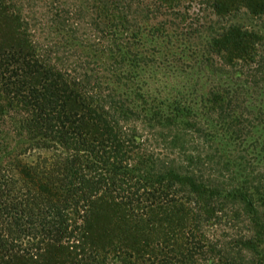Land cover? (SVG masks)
I'll use <instances>...</instances> for the list:
<instances>
[{
  "label": "trees",
  "instance_id": "16d2710c",
  "mask_svg": "<svg viewBox=\"0 0 264 264\" xmlns=\"http://www.w3.org/2000/svg\"><path fill=\"white\" fill-rule=\"evenodd\" d=\"M35 1L0 0V92L9 100H0V120L12 109L22 112L29 142L68 157L45 167L21 159L0 164V264H264V156L251 153L264 152V138L245 144L264 126V109L240 100L250 95L246 69L261 60L263 37L228 25L235 4L211 0L223 24L206 35L207 47L193 48L199 58L182 62L225 75L202 96L212 117L195 112L181 92L154 104L139 88L126 96L118 90L124 82L113 86L101 74L99 59L87 66L85 56L60 58L78 38L84 6L43 0L66 38L44 43L36 35ZM130 1L83 0L91 11L87 24L102 35L94 36L96 50L110 55L106 66L117 84L136 75L122 72L127 61L143 70L166 62L147 56L145 40L168 31L167 23H152L150 8L133 12ZM240 3L264 13V0ZM123 11L125 22L114 20ZM121 29L131 31L129 40L116 38ZM213 55L218 60L210 63ZM80 160L94 177L65 182L61 171L81 174ZM106 212L119 218L121 236L102 224Z\"/></svg>",
  "mask_w": 264,
  "mask_h": 264
},
{
  "label": "rangeland",
  "instance_id": "374dc122",
  "mask_svg": "<svg viewBox=\"0 0 264 264\" xmlns=\"http://www.w3.org/2000/svg\"><path fill=\"white\" fill-rule=\"evenodd\" d=\"M65 1H67L69 5L75 3L83 4L84 8L81 11V17H77L78 19H76V25L79 29L78 33H76L78 38L69 42V45L72 46L71 48L68 47L67 49H65L67 50V53L70 52V54H60L58 55L60 58L66 56L72 62L76 60L77 56H85L84 62L87 66H89V61L99 59V62L104 64L101 74H103L106 78H109L108 82L113 86L122 85L124 82L125 86H119L118 90L127 92L126 96L130 94L129 97H131L132 92L139 88L142 93L150 98L149 102H152L154 104V98L158 99L159 102H167L171 96L175 95L177 92H181L182 95H186L187 104L191 105V107L195 109V112L200 114L209 113L212 117L214 116L210 110H207L210 104L208 105L206 101H203L202 96H206V94H208V91L212 90V86L215 85L219 79H221L222 81L225 80V75L222 74L219 76H213L208 73L209 69L201 70L196 67L186 68L183 65V63L185 64L191 62L192 58L195 59L200 57L193 55L195 54L193 50L196 49L194 47H207L206 35L216 32L217 30H219V28L217 27L223 24L221 19L223 16L221 17V15L217 13V10L212 7L211 0L130 1L131 4H133V7L131 9L133 10V12L142 13L144 12L142 10H144L145 8H150L151 12H153V16L155 17V19H152V23H167L168 26L166 27L168 31H165L163 29L158 32L157 38L148 37L145 40L146 46L148 48L147 56L155 58L157 62H161L162 60H166V62H161V67L159 69H153V64H147L145 66L146 69L143 70V68H132L130 63L127 61L123 65L125 67H123L122 72H124L126 68V70L128 69L127 71L132 70L136 75L133 74L130 77L127 75V80H122V82L118 84L116 82L117 77H115V75L113 76L111 71H109L110 67L106 66L107 64H111L110 55L103 54V56L101 57V54L97 52L99 50H96V48L99 46L96 45V41L98 39L94 38V36L96 35L100 39L102 38V35L95 30L97 26L96 24L94 26H89L87 24V21H89L90 18L89 16H91V11L87 10H90V8L86 3L84 4L83 0ZM241 1L242 0L225 1L226 4H229V6L235 4V7H237L233 14H231L227 18V21H229L228 25L241 24L243 25V29H246L250 32H257L263 37V39L262 46L259 47L260 56L262 57L261 60L258 63H251L248 69H246V79L250 80V88L245 90L252 96L241 94L240 100L241 104L244 106H255L261 108V110L263 111L264 13H260L258 15L250 13V11L243 6L244 3H240ZM14 2L18 4V0H14ZM46 4H48V1H35L36 6H34L33 12H36L39 19V23L37 22L35 26V29H37L38 31L36 35L39 36V40L41 42L46 43L47 41H54L57 44H62L61 42L64 43V39L66 38L61 36L65 32L59 29L56 24H53L49 21L51 18V13L49 12ZM94 12H96V10ZM114 13L115 16H112L114 20L120 19L121 23L125 22V18L122 16V14H126L125 11L121 12V14L117 12ZM102 18L104 17L100 18L103 24H109L105 19ZM91 21L92 19L90 18V22ZM49 26H52L53 28ZM122 29L117 33L118 36H116V38L120 40L119 37H121L125 41L129 40L131 31H123ZM170 35H172V37ZM108 39L110 40L111 38ZM62 50L64 49L60 48V51ZM139 50H142V48ZM94 54L95 56L93 57ZM130 57L132 58V56ZM212 58L213 60L210 61V63H212L214 60H218L217 56L213 55ZM175 60L179 61L175 62ZM93 68H95L94 72H89L87 67L86 69L79 68L78 72H89V75L94 80L96 76L99 75V66L93 64ZM258 68L260 72L257 71ZM138 71H140V73ZM254 74H257L258 77L254 78ZM87 81V85H89L90 80ZM0 100L3 104H8L9 102V100L1 92ZM158 100H155V102H157ZM15 106H18V102H15ZM203 106H206L205 109L203 108ZM10 114L11 116H6L3 118L1 115L0 120V164L2 167L6 166V168H9L8 164H14V162L18 159H21L24 162H29L32 165L37 164L40 167H45L54 160L60 161V158L61 162L66 160L68 154L66 155L65 153H61L60 150L48 148L45 146L42 147L40 145L36 146L33 140H30L31 142H29V133H27L25 128H23V123H21V121H23V119L21 118L22 112L20 113L19 111V113L16 114L15 110L12 109L10 110ZM263 138L264 126H259L254 132H252L250 136L246 138L245 144L246 146L250 144L249 147H251L256 144L254 141L255 139L259 141ZM71 153H74V151L71 150ZM240 153L243 154L244 151H240ZM251 153L257 158H260L262 153L264 156V152H260L259 148L254 149L253 151H251ZM80 162H82L81 164H83L82 166L79 164L80 167H82L80 171L81 174H75V172L71 170L61 171L60 176L65 182L68 180V182L71 181L73 184L75 183L78 185V182L84 178V174H86L90 178H92V176L94 177L93 173H95V171H92V168L86 169V161L80 160ZM260 162L261 165H264V157ZM256 168L258 169V167ZM261 170L264 169L261 168L260 171ZM106 214L107 215L102 219V224H104V227L106 228L107 226L106 229L108 230V232L113 233L114 235H116V237L121 236L118 229L119 218L117 219L116 217H112L113 215H110L107 212ZM62 242H68L67 238L64 237L62 239Z\"/></svg>",
  "mask_w": 264,
  "mask_h": 264
}]
</instances>
